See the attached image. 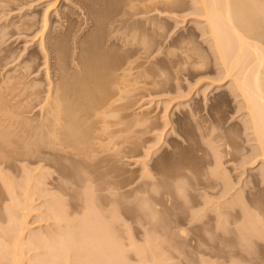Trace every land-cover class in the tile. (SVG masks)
I'll return each mask as SVG.
<instances>
[{"label":"bare ground","instance_id":"6f19581e","mask_svg":"<svg viewBox=\"0 0 264 264\" xmlns=\"http://www.w3.org/2000/svg\"><path fill=\"white\" fill-rule=\"evenodd\" d=\"M68 1L64 2L68 4ZM10 2L0 0V7L10 6ZM28 2L15 6L19 13ZM44 2L47 3L42 32L49 27L53 11L56 18L62 15L58 5L54 6L60 0ZM193 2L195 26H191L187 36L179 38L178 45L176 39L173 46L169 45V53L165 52L175 56L167 61L175 69H181L182 74L190 68L200 73L199 69L206 70L212 57L217 72L214 81L204 83L201 79L205 72L199 74L200 80L195 74L194 88L190 85L188 91L187 86L178 85L167 89L173 82L166 75L167 70L157 67L163 59L155 58L156 52L161 51L157 48L161 45L158 37L161 39L170 28L158 18V13L176 18L173 14L183 11L189 4L187 0H73L69 11L65 4L62 10L65 15L60 17L70 25L71 16H77L72 22L75 29L69 28L74 32L71 60L66 59L67 41L58 32L53 37L49 34L48 44L46 36H38L40 31L29 39L41 40L39 54L46 58L44 66L37 62V52L32 51L19 64L14 63L18 62V55L7 48L10 25L0 27V264H132L127 258L128 245L135 247L138 264H168L174 253L185 254L194 242L199 243L205 235L198 233H204L212 223L214 226L210 228L214 231L233 234L234 242L229 244L231 256L236 254V247L249 257L256 250V241L264 243L261 187L264 185V0ZM9 12L17 13L15 8ZM32 15L22 16L13 25L31 29L37 24L36 15ZM58 26L63 30V26L53 22L50 33ZM198 36L205 39L207 52L199 47ZM174 46L181 53L176 54L177 48L172 50ZM40 70H45L41 77ZM155 82L165 86L162 89L165 94L174 96L163 102L165 105L189 95L202 83L193 96L196 99L202 94L204 105L214 116L210 125L202 117L208 127L205 123V135L203 131L200 135L202 140H207L203 143L206 142L213 157L208 163L211 167L202 174L196 159V164L193 163L196 147H192L195 149L191 158L190 150H185L186 155L180 149L183 143L180 145L179 137L193 143L183 129L185 121L199 123L205 107L200 101L192 106L188 103L190 98L173 106L175 111L188 108L182 115L185 120L168 114L167 122L173 125L170 133L162 136L175 134V137L169 140L171 149L167 156L156 158L160 145L152 152L155 159L152 165L145 162L146 178L152 179L151 184L129 189V184L122 185L120 180L126 179L121 158L137 156L135 152L139 148L151 149L145 144L156 138L148 134L155 131L158 119L151 115L134 118L129 112L135 106L134 93L145 89L141 84ZM210 86L213 89L209 90ZM213 90L211 102L214 103L209 104ZM231 101L237 103L236 113H241L239 131L246 136L245 144L249 143L247 151L246 146H240L244 139L238 138L243 133L239 135L238 129L226 127L228 121L223 122L219 117V110L223 112ZM116 146H121L117 153L111 151H118ZM130 149L132 154L128 152ZM225 158L232 166L239 162L234 166L236 169L251 165V168L259 166L258 171L249 182V178L245 179L247 182L235 179L232 170L225 166ZM246 169L240 171V176ZM133 182H129L130 186ZM123 187L128 190L121 192ZM148 187L154 195H149ZM191 189L196 193H190V197L196 195L192 199ZM197 195L200 200L196 199ZM188 199L194 200L191 206ZM187 203L189 206L184 209ZM180 206L187 214L181 213L185 217L176 218ZM129 216L135 223L152 227L141 245L135 244L132 237L128 245L123 241V232L131 231L123 221ZM36 223L37 227L31 226ZM197 231L199 236L195 234ZM214 231L211 234L215 238ZM193 233L197 237L191 239ZM167 243L170 245L165 246ZM243 257L240 259L245 258L249 263ZM249 258L251 263L254 259ZM236 261L233 264H243Z\"/></svg>","mask_w":264,"mask_h":264},{"label":"rangeland","instance_id":"374dc122","mask_svg":"<svg viewBox=\"0 0 264 264\" xmlns=\"http://www.w3.org/2000/svg\"><path fill=\"white\" fill-rule=\"evenodd\" d=\"M9 2L10 1H12V0H8ZM23 0H21V1H19V0H17V1H12V2H10L9 4H10V6H5L4 8L3 7H0V12L3 10V12H1L0 13V27H3V26H8V25H10L9 26V28H7L8 30H7V32L9 33L8 34V44H7V48L8 49H10L12 52H14V53H16V55H18L17 56V59H18V62H14V63H17V64H19L20 63V61H22L23 59H24V57H28V55L30 54L29 52H34V53H36L37 54V62H39V64L40 65H43L44 66V64H45V56L43 55V54H39V52L41 53V51H39L41 48L39 47V44H40V42H41V40H39V41H31V40H29V39H32V35H34L37 31L39 32V35L38 36H46V42H47V44H48V40L50 41V37L52 36H56V34H57V32H58V34H59V36L61 35V37L62 38H64V41L66 40L67 41V43L64 45L66 48H68L67 49V55H66V59L68 58V60L70 59L71 60V55H72V47L74 46V44H73V38H74V36H73V34H74V32L72 31H70V29L72 28V30H74L75 29V27L73 26V24H72V22H73V20L77 17V16H71V23H70V25H69V23L67 22V20L66 19H64V21L60 18L61 16H64L63 15V11L62 10H64V6H65V4H67L66 2H64L65 0H60V3L58 2L56 5H54V6H57L58 5V8H59V10H60V12H62V15L60 16V17H57L56 18V16H55V11H53L52 13H51V17H50V23H52L53 24V22H54V24H55V22H56V25H59L60 24V27L61 26H63L64 25V22H67V23H65V25L63 26V30H61V28H59V26H58V29L56 30V31H54L53 33H50V30H49V27H50V25H52V24H48L49 25V27L47 26V28H46V30L45 31H43L42 32V30H43V28H44V21H43V19H44V14H45V7H46V3L47 2H44V1H46V0H24L23 2H30V4L32 5L33 4V6L31 7V5H28L29 4V2H28V4H27V6H29V7H27L26 6V8H24V12L22 11V10H20L21 11V13H19V11H18V9H16V7H18V5H20L21 3H23L22 2ZM188 1H189V4H188ZM16 2V3H15ZM20 2V3H19ZM33 2V3H32ZM71 2H73V0H70V2L68 1V6H69V8H67L66 9V11H69L70 10V6H73V4L74 3H72L71 4ZM194 2H193V0H187V6H186V8L183 10V11H177V13L176 14H173L174 16L176 15V18H170V17H164L163 15H165V14H163V13H165V12H159L158 13V18L159 19H162L161 21H164V22H166V23H168L167 24V26L168 27H170V28H168V30H167V32H165L164 34H165V36L163 35V36H161V39H159L160 38V36L158 37V42L162 45V47H161V45L160 44H158V45H160V46H158L157 48H160V50L163 52H165V50L167 51V53H169V49H171V48H169V45H172L173 46V44H174V42H175V44L177 43V41L179 42V38H181V37H183V36H187L188 35V33L192 30V28L195 26L194 24V19H195V17H196V14H194V12L192 11V8L194 7L193 4ZM8 4V3H7ZM8 4V5H9ZM71 4V5H70ZM16 6V7H15ZM193 6V7H192ZM25 7V6H24ZM2 8V9H1ZM15 8V10H16V14H14L15 12H9L10 11V9H14ZM69 9V10H68ZM5 10V11H4ZM73 10V9H72ZM75 11H77V9L75 8L74 9ZM161 11V10H160ZM9 13V14H8ZM5 14H8V16H4ZM26 14H33L32 16H34L35 17V15H36V19H35V21H36V25L35 26H32L31 27V29H28L29 27L28 26H26L27 27V29L25 28V27H20V29L17 27L16 28V26L15 25H13V24H15V22L16 21H19V19L20 18H22V16H24V15H26ZM35 14V15H34ZM168 15H172V14H170V13H168ZM160 16V17H159ZM59 18L61 19L60 21H59ZM58 19V20H57ZM21 20V19H20ZM66 20V21H65ZM76 20V19H75ZM75 20H74V22H75ZM58 21V22H57ZM59 23V24H58ZM12 24V25H11ZM75 25V24H74ZM181 25H183V26H181ZM69 26V27H68ZM71 26V27H70ZM76 26V25H75ZM191 26H192V28H191ZM70 28V29H69ZM191 28V29H190ZM61 30V31H60ZM68 30L71 32H68ZM49 32V33H48ZM56 32V33H55ZM61 34H60V33ZM66 32V33H65ZM68 32V33H67ZM51 36H50V35ZM57 34V35H58ZM71 35L73 36V38L71 37ZM182 35V36H181ZM49 37V38H48ZM59 38V39H61V42H63V40H62V38ZM71 39H73V40H71ZM176 39V40H175ZM197 43H199L200 44V46L199 47H201V49L203 50V49H205V51L207 52V43L205 42V39L203 38V37H201V36H198L197 38ZM175 40V41H174ZM161 41V42H160ZM174 41V42H173ZM31 42H33L32 43V45L30 44ZM172 42V43H171ZM65 43V42H64ZM63 43V44H64ZM68 44V45H67ZM73 44V45H72ZM176 45H178V44H176ZM64 47V48H65ZM175 47L177 48V49H175ZM26 48V49H25ZM65 48V49H66ZM167 48H169V49H167ZM176 50L177 51V53L176 54H178V53H181V51L178 49V47L177 46H174V48L172 49V50ZM209 50V49H208ZM66 51V50H65ZM69 51V52H68ZM161 51H159L158 53L156 52V54L158 55H156L155 56V58L157 57V59H163V62H164V64H163V62H162V64H159L157 67H159V68H163L164 70H167V72H168V74H166L167 76H169L170 77V79H171V82H173V83H171L170 85H168V86H166L167 87V89H169V88H171V87H174V86H176L177 87V85L178 86H181V87H183V88H186V86H187V91H188V88L189 87H191L192 86V83L194 84V82L196 81L195 79L197 78L196 76H194L195 74H198V76H199V74H202V72H205V73H203V77H202V81H203V83L204 82H212V81H214L213 79L216 77L215 76V71H216V68H215V65H214V63H215V61H214V59H212V57H210V59H209V66L207 67V69L206 70H204V69H199V72L200 73H198V70H197V72H193V71H196L195 69L192 71V69L190 68V66L189 65H185V67L187 66V69H189L190 68V70H188L189 72H185V73H183L182 74V71H181V69H177L178 67H176V69H175V67H174V69H173V67L171 66L172 64H170L169 65V63H168V58H173V56H175V55H168L166 52L164 53H162ZM178 51H180V52H178ZM71 52V53H70ZM29 53V54H28ZM68 53H69V55H68ZM159 53H161V54H159ZM22 54V55H21ZM209 54H211L212 55V53L211 52H209ZM44 56V57H43ZM68 56V57H67ZM168 56H170V57H168ZM172 56V57H171ZM210 56V55H209ZM18 57H20V58H18ZM176 57H174V59H175ZM16 59V60H17ZM20 60V61H19ZM67 60V61H68ZM151 60H153V59H151ZM166 62H165V61ZM69 62V61H68ZM216 64V63H215ZM189 66V67H188ZM172 67V68H171ZM181 68V67H180ZM187 69H184V70H187ZM203 70V71H202ZM179 71H181V72H179ZM193 72L192 73V75L190 74V72ZM202 71V72H201ZM42 72V73H41ZM44 72H45V70H40L39 71V73H41L40 74V77L41 76H43L44 75ZM166 72V73H167ZM208 72V73H207ZM212 72V73H211ZM217 72V71H216ZM214 73V74H213ZM37 77H39V76H37ZM196 77V78H195ZM199 78H201V75L198 77V79ZM197 79V80H198ZM200 80V79H199ZM201 81V82H202ZM158 83V82H157ZM156 82L155 83H152V84H141L142 86H144L145 87V89H142L141 91L140 90H138V91H136V93H134V95H136V98H135V100H133L134 102H135V106L133 107V109L132 110H130V112H129V110H128V112L129 113H132L133 115H135L134 116V118H138V117H144V116H146V115H151V116H157L158 117V119L156 118V124H155V126H157V128L155 127V131H152L151 132V134H148L149 136H153V137H155L156 136V138L154 139L153 137V142H151V143H149V144H145V145H149V147L151 146V149L150 150H148L147 148L145 149V148H139L136 152H135V154L137 153V156H135V155H133V156H125L124 158H121V164L120 165H122L123 167V171H124V173H125V175H124V177L126 178V179H124L123 177L120 179L121 180V182L123 183L122 185H126V183H128L129 185H128V187L127 188H133V186L134 187H136V186H144V185H149V183L151 184V182L150 181H152V179H148V178H146V173H147V171H146V168H145V162H149L151 165H152V163L155 161V159H154V156H153V158H152V152L154 151V149L155 148H157V147H159L160 145H161V147L159 148V153H157V155H156V158L157 157H163L164 155L165 156H167V154H168V150H170L171 149V147L169 146V140H171L173 137H175L174 135L175 134H169V136L167 135V137H163V136H165V134L167 133V132H169L170 133V131H169V129L172 127L171 125H173V124H170L169 123V121L167 122V120H169V119H167L169 116H168V114L169 115H172L173 114V117H175V119L177 118V117H180V118H182V119H184L185 120V118H183V114L187 111L188 112V108H184V109H182L181 111H175V107H173L174 106V104H176V103H180V102H184V101H186V100H188V99H190L191 98V101H189L188 103L189 104H191L192 106H194L195 104H196V102L198 101V103H199V101H200V104L202 105V106H205L204 104V102L203 101H205L204 100V98H202L203 96H197V98L195 99V97L196 96H193V93H194V90H196V88H198V87H200V85L202 84H200L199 86L198 85H196V88L194 89V90H192V92L189 94V95H187V96H184V97H179V98H176V99H174L173 100V103H169V104H167L166 103V105L165 104H163V102H165V101H167V100H170L171 98H173L174 96H173V94H165V92L164 91H162V89H164L165 88V86L164 87H162L163 85L161 84H157ZM178 83V84H177ZM217 83V82H216ZM155 84V85H154ZM180 84V85H179ZM184 86H183V85ZM174 85V86H173ZM191 85V86H190ZM195 85V84H194ZM193 85V86H194ZM214 85V84H213ZM192 86V88H194ZM215 86V85H214ZM214 86H210V88H209V90H211V89H213V87ZM161 87V88H160ZM176 87H174V88H176ZM45 88V87H44ZM166 90V89H165ZM208 90V91H209ZM160 91V92H159ZM184 91H185V89H184ZM138 92V93H137ZM157 92V93H156ZM164 92V94H160V93H163ZM160 95H159V94ZM187 93V92H186ZM215 93V91L213 90L210 94H209V98H210V100H209V104H210V102H211V98H213L214 97V94ZM44 95H45V93H43ZM155 94V95H154ZM158 94V95H157ZM214 94V95H213ZM44 95H42V96H44ZM175 95V94H174ZM211 95H213L212 97H211ZM193 99V100H192ZM199 99V100H198ZM162 101V102H161ZM160 102V103H159ZM232 102H234V101H231V103L229 104L228 103V105H227V108H228V106H229V108L227 109L226 107H225V109H223L224 111L223 112H221L222 110H219L221 113H222V116H221V113L219 112V117H220V119L222 118V121L224 122V121H228V123H226L225 125H226V127H231L232 126V128H235L237 131H238V134L240 135V133L242 134L243 132L241 131H239V130H242V128H240V120H241V116H239L240 114H237L236 112H237V103L236 102H234V103H232ZM159 103V104H158ZM212 104L214 103L213 101L211 102ZM165 106H168V108L166 109L165 108ZM182 107V106H181ZM227 109V110H226ZM165 110L167 111L166 113H165ZM203 111H205V112H203ZM203 113L201 112V114L199 115V119H198V122L199 123H197V122H194V121H185V122H187V123H185L184 125H185V128H183L184 130H185V133L187 134V136L188 135H190V137H191V140L193 141V143H187V142H185V141H183L180 137H179V142H180V145H181V143H183L181 146H180V149H181V147H182V152L184 153V154H186V153H188L189 152V150H190V152L192 153H190L191 154V156H189L190 154L188 153V157L189 158H191L192 157V155H193V151H194V149L192 148V147H196V149H195V151H194V153H196L194 156H195V158H194V156L192 157L193 158V163L194 164H196L195 162V160L194 159H196L197 160V167L198 166H200V168H201V170H200V172H202V174H204L205 172L207 173V172H209V169L208 168H210L211 166H210V164L208 165V163L210 162V161H212V156H211V152L209 151V148L208 147H206V142H204L203 143V141L205 140V141H207L206 139H203L202 140V137L200 136L201 135V133H202V131L203 130H205L208 126H207V121H208V124L210 125V123H211V121H213V117L214 116H211V114L212 113H210L209 112V110L207 109V107L205 106V107H203ZM234 111V112H233ZM174 112V113H173ZM172 113V114H171ZM131 114V115H132ZM178 115V116H177ZM183 115V116H182ZM203 115V116H202ZM202 117H205V119H207V121L206 122H204L203 120H205V119H202ZM207 117H209V118H207ZM212 117V118H211ZM210 118L212 119V120H210ZM183 120V121H184ZM169 123V124H168ZM189 123H191V124H189ZM203 123H204V125H203ZM205 123H206V128H205ZM239 123V124H238ZM199 126V130H201V131H199V130H197L196 128H198L197 127V125ZM183 125V126H184ZM189 125H191V126H189ZM153 126H154V124H153ZM177 126V124H175V127ZM202 126V127H201ZM235 126H237V128L235 127ZM204 127V128H203ZM201 128V129H200ZM231 128V129H232ZM240 128V129H239ZM196 130V131H195ZM191 132V133H190ZM197 132V133H196ZM200 132V133H199ZM240 132V133H239ZM192 133H193V135H195L194 137H196V138H194L193 137V135H192ZM196 133V134H195ZM199 133V134H198ZM205 132L203 131V133L202 134H204ZM168 134V133H167ZM237 134V135H238ZM244 134V133H243ZM243 134L242 135H240V137L238 136V138H240L239 140H242V139H246V136H245V134H244V136H243ZM163 135V136H162ZM205 135V134H204ZM204 135H202L203 137H204ZM237 135H236V137H237ZM148 136V137H149ZM162 137V138H161ZM200 137V138H199ZM236 137H235V139H236ZM143 139H145V138H147V135L146 136H143L142 137ZM194 138V139H193ZM167 139V140H166ZM230 139V138H229ZM228 139V140H229ZM234 139V140H235ZM244 139V142H240V146H243V147H245L246 148V151L247 150H249L250 149V146L248 145L249 143L247 142L246 144H245V140ZM182 140V141H181ZM196 140H198V141H196ZM238 139H236L235 141H237ZM239 140L237 141L238 143H239ZM157 141V142H156ZM166 142V143H165ZM191 142V141H190ZM197 142V143H196ZM236 142V143H237ZM187 143V144H186ZM194 144H196L195 146H194ZM189 146V148H188V146ZM190 145H192V146H190ZM249 146V147H248ZM116 147H118V146H116ZM115 147V148H116ZM120 147L121 146H119L118 148H116V149H118V151H116L115 149H112L111 151H114L115 153H117V152H119V150H120ZM169 147V148H168ZM185 147H187V148H185ZM168 148V149H167ZM191 148V149H190ZM185 150H188V152L187 151H185ZM208 151V154L210 155V157H209V155L207 154V152H205V151ZM109 152V153H113V154H115L114 152ZM199 151V152H198ZM128 152H129V154H132V149H130V150H128ZM145 152H149L150 153V155H145L146 153ZM167 152V153H166ZM199 154H198V153ZM113 154H111V155H113ZM207 154V155H206ZM242 154V152L240 153V155ZM110 155V154H109ZM124 155V154H123ZM187 155V154H186ZM240 157V156H239ZM203 158V159H202ZM200 159V160H199ZM202 159V160H201ZM210 160V161H209ZM225 161L227 160L226 158L224 159ZM228 161V160H227ZM227 161L225 162V166H227L228 168H230L231 170H232V175L233 176H235V179H243V180H247L248 178H249V180H248V182L249 181H251L250 179H253V174H256L257 173V171H258V168H259V166L258 167H255V168H251L252 166L251 165H246L247 167H245V169L246 168H248V169H246L247 171H246V173L244 174V175H242V176H240V171H241V173L243 172V170H245V169H236V168H234V166L236 167V166H238L239 164V162H234V166H232V165H230L229 163L227 164ZM203 162V163H202ZM202 163V164H201ZM233 163V162H232ZM206 164V165H205ZM151 165H149V167L151 168ZM207 166V167H206ZM148 167V166H147ZM149 167H148V169H149ZM234 168V169H233ZM53 170V169H52ZM208 170V171H207ZM203 171H204V173H203ZM252 174V175H251ZM203 177V176H202ZM198 179L199 178H197V180L196 181H198ZM245 180V182H247ZM50 181V180H49ZM124 181V182H123ZM134 181V182H133ZM120 182V181H119ZM129 182H133V184H131V186H130V183ZM141 184V185H140ZM261 187H262V192L264 193V185L262 184L261 185ZM124 188V187H123ZM121 189L120 191L122 192V191H126V190H128V189H126V188H124V189ZM129 188V189H130ZM147 190H150L148 193H150L149 195H154L155 193H154V191L153 190H151V188L149 189V187L147 188ZM192 190V189H191ZM119 191V190H118ZM119 191V192H120ZM193 192V194L195 193L193 190L192 191H189V197H190V193H192ZM196 194V193H195ZM128 196V195H127ZM196 197V195H192L190 198L192 199L193 197ZM198 196V195H197ZM199 198H196V199H198V200H200V196H198ZM128 199V198H127ZM130 200H132L131 199V195H130V198H129ZM128 199V200H129ZM190 199H188V201H189ZM194 202V200H190L189 201V204L190 203H193ZM130 204V203H129ZM178 204V205H177ZM189 204L187 203V204H185L184 206H183V208L185 209V206H186V208H187V206H189ZM176 205L177 206H179L180 204L179 203H176ZM192 204H190V206H191ZM181 206H182V204H181ZM181 206H180V208L179 209H177L176 211H177V213H175V214H177V217H176V215L174 216L173 215V217H176V218H178L179 216L180 217H185L186 216V214H187V210H185V212H184V209L183 208H181ZM183 209V210H182ZM179 210H182V211H179ZM175 211V212H176ZM178 212H179V214H178ZM184 213V215L182 216V214ZM186 213V214H185ZM213 215V214H212ZM123 217H125L124 215H123ZM127 217V216H126ZM133 217V216H132ZM129 218V219H128ZM128 218H124L125 220H123L125 223H126V225L128 224V226L129 227H131L130 229H131V231L127 234V233H125L126 231H124L123 233H124V235H123V241H124V243L126 244V245H128V244H130L129 242L131 241L130 239H131V237H132V239H133V241L135 242V244H137V243H139V244H137V245H141V243H143L144 242V238L146 237L145 235H146V232L148 231V230H151L152 229V227L149 225V224H146V223H144V224H139L137 221H136V223L135 222H133L132 220H131V216H129ZM207 218V217H206ZM205 218V220H208V219H206ZM123 219V218H122ZM210 220V219H209ZM208 220V221H209ZM138 223V224H137ZM213 225H211L210 224V226L211 227H213L214 226V223H212ZM37 225H38V223H36V224H32L31 226L32 227H37ZM207 226V225H206ZM205 226V227H206ZM210 226H209V229H208V227H206V230L204 231V233H198V231L197 232H195V234H203V235H205V236H203L202 238V240H200L199 241V243H197V242H194L193 244H194V246L192 245V247L191 248H189V247H187V248H189V249H187V250H189V251H187L186 250V253L184 254V253H174V255L172 256V259H170L169 260V263L168 264H233V262H235V260H237L236 262H239V263H243V264H264L263 262V260L264 259H262L263 257H264V243L261 241V242H259V243H256L255 242V245H254V248L256 249L255 251H254V254L252 253V254H250L249 255V257H251V258H253L254 260L256 259H258V258H260V259H258L259 261H254V260H251L252 262L250 263V258L247 256V254L246 253H243L242 251H241V253H240V249H238V248H236L235 247V251L233 250V248H232V253H234V252H236V250H237V252H239V255L237 254V252H236V254H234V255H236V256H234L233 254H232V256L231 255H229V254H231V246L230 245H232V242H234V239L232 240V238H233V234L232 233H228V234H224V233H222V232H216V231H214V229L213 228H210ZM230 227L232 226V227H234V225H229ZM231 227V228H232ZM204 230V229H203ZM203 230H201L202 232H203ZM211 230L212 231H214L215 232V238H214V235H213V237H212V234H211ZM210 231V232H209ZM207 232H209L211 235H209V233H207ZM213 232V233H214ZM219 233V234H218ZM197 234V235H198ZM217 234V235H216ZM232 234V235H231ZM191 235H193L192 237H191V239L192 238H196L197 237V235H194V233L193 234H191ZM198 235V236H199ZM202 236V235H201ZM129 237H130V239H129ZM190 240V239H189ZM232 241V242H231ZM195 243H197V245H198V247H196L197 245L195 244ZM200 243H202V246H203V244H205L203 247L201 246V244ZM188 244H190L191 245V243H189V242H187V245ZM228 244V245H227ZM230 244V245H229ZM259 244V245H258ZM143 245V244H142ZM170 244L169 243H167V244H165V246H169ZM199 245H200V247H199ZM226 245L228 246V247H226ZM233 245H234V243H233ZM256 246V247H255ZM258 247V248H257ZM133 248L135 249V247H130L129 245L126 247V249L128 250L127 251V258H128V261H130L132 264H138L139 262V257H138V255L135 253L136 251L135 250H133ZM196 248H199L198 250L196 249ZM192 249V250H191ZM224 249V250H223ZM228 249V250H227ZM258 249V250H257ZM220 250H222V251H220ZM227 251H229L228 253H227ZM234 251V252H233ZM221 253V254H220ZM227 253V255H225V254ZM244 255H243V254ZM256 253V254H255ZM189 254V255H188ZM224 254V255H223ZM240 254H241V256L243 257H246V259L247 260H249V263H247L248 261H246L245 260V258H244V260H242V259H240V258H242L241 256H240ZM239 256V258L237 259L236 257H238ZM232 257V258H231Z\"/></svg>","mask_w":264,"mask_h":264}]
</instances>
